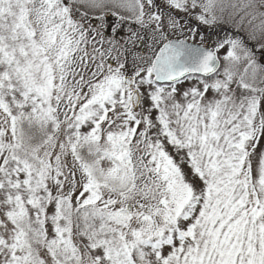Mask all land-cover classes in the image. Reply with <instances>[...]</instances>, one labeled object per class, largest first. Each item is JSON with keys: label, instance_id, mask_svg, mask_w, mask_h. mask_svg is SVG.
Returning <instances> with one entry per match:
<instances>
[{"label": "snow or ice", "instance_id": "snow-or-ice-1", "mask_svg": "<svg viewBox=\"0 0 264 264\" xmlns=\"http://www.w3.org/2000/svg\"><path fill=\"white\" fill-rule=\"evenodd\" d=\"M0 264H264V0H0Z\"/></svg>", "mask_w": 264, "mask_h": 264}]
</instances>
